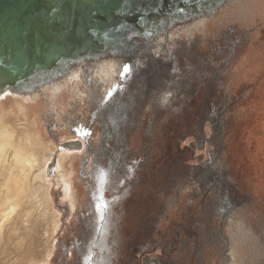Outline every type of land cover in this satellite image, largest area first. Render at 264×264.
I'll use <instances>...</instances> for the list:
<instances>
[{"label":"rangeland","instance_id":"374dc122","mask_svg":"<svg viewBox=\"0 0 264 264\" xmlns=\"http://www.w3.org/2000/svg\"><path fill=\"white\" fill-rule=\"evenodd\" d=\"M131 3L141 7L134 0ZM191 18L172 19L169 30L147 36L134 28L129 41L140 42L127 50L112 31H106L101 43L99 33L93 40H81L86 54L74 65L79 75L72 83L62 79L51 86L48 82L39 92L30 90L20 99L4 96L0 264H53L56 240L72 228L87 194L81 178L77 179L84 148L66 143L79 140L72 130L80 127L96 150L105 136L97 112L109 109L110 102L113 108L119 104L123 123L119 129L125 136L114 177L123 187L110 189L111 194L122 192L123 201L115 208L121 251L126 249L127 256L126 246L137 237L131 259L134 264L147 263L151 250L154 253L162 244V232L185 217L202 237L204 264H264V82L259 83L264 74V64L259 63L264 54V0H228L212 14ZM145 49L150 50L147 58L133 57ZM131 60L139 66L136 72L130 69ZM105 68L101 82L99 74ZM216 82L221 94L210 98L209 85ZM173 139L178 144L173 145ZM73 149L63 161L73 182L66 193L56 163L60 151ZM156 153L169 155L162 168H155ZM13 154L37 162L25 185L15 191L18 197L4 199ZM50 156L46 168L43 164ZM96 164L85 165L91 176ZM130 187L134 195L132 190L126 193ZM108 195L107 191L103 197ZM72 202L75 213L70 210ZM224 206L235 212L226 217ZM219 230L228 241L229 255L223 256L225 244L219 243L218 256L212 260L217 243L211 236Z\"/></svg>","mask_w":264,"mask_h":264},{"label":"flooded vegetation","instance_id":"af4514ba","mask_svg":"<svg viewBox=\"0 0 264 264\" xmlns=\"http://www.w3.org/2000/svg\"><path fill=\"white\" fill-rule=\"evenodd\" d=\"M104 27H106L105 30L110 29L108 26ZM108 32L111 33V31ZM102 33L103 36L100 35L101 38H99L100 43L106 39L108 34L106 31ZM116 33L121 36V31H116ZM82 34H84L82 35L84 37L81 36L79 39L87 40L85 39V34L87 35V33L82 32ZM93 38L94 36H92V40ZM261 52H264V45ZM259 60L260 64H264V54L260 55ZM103 71L99 74L100 81L102 79L101 82L105 80L104 76L107 69L105 68ZM261 82H264V74L259 78V83ZM261 89L264 91V86ZM208 90L207 94L210 98L214 97L212 96L213 94H221L220 82L210 84ZM147 94V92L144 94L145 97H147ZM249 94H247V96H249ZM196 103H198V101H196ZM118 105L115 108H103L104 111H101L100 108L97 112L98 119L101 121L100 130L105 132V136L104 139L100 140L97 144L96 150L92 149L87 133L82 131L80 127L72 130L79 140L67 142L73 144L78 143L80 147L83 146L84 148V160H80L83 167L79 170L77 179L79 180V178H81L79 181H81V184L85 187L87 194H85L81 208L73 218L74 222L71 223L73 224L72 228L67 230V233L63 235V237L56 240L57 245L54 251L53 264H134L135 262L131 258L134 257L133 255L135 254L134 243L137 242V237L133 239V242L131 239L126 246L129 251L126 256L125 253L127 250L125 249V252H123L122 249L121 251L123 242L119 232L118 221L115 220L117 217L116 215H118L115 211L116 205L118 206V204L123 201L122 192L120 194L119 192H113L112 194L110 192V189H115L116 186L120 187L119 191H121V187H123L121 183H116L117 181L114 180L116 176L115 166H117V161L120 159L119 157H122L121 153L125 146V136L119 129L123 123L120 124L118 117L120 112L118 110ZM211 123L213 124L214 121ZM104 144H107V146ZM133 155L132 153V156ZM97 157H100L98 159L101 161L99 164L95 162V158ZM103 161L106 162L105 166ZM91 163L96 164L95 167L92 168V176L89 174V171L85 169V165H92ZM107 165L110 169L111 167L114 169L110 171L104 169V167L107 168ZM132 189H134V187H130L129 191H126V193L128 194ZM107 191L110 195H108V198H104L103 196ZM131 192L132 195H134L133 190ZM58 202L59 199L57 198L56 203ZM97 204L102 205L99 211H96L94 208ZM70 210H72V208ZM75 210L72 212L75 213ZM222 212L228 217V214H233L235 210H233L231 206H224ZM74 213L72 215H74ZM181 220V222H173L175 224L171 225L168 231H164V234L162 232V244L155 249L156 251L154 253L152 249V253L150 252L148 254V264H204L206 254L202 253V250H200V244H202V241H199L202 239L200 233L192 229L185 217H181ZM75 222L77 223L75 224ZM194 232L195 234H192ZM168 233L170 236H168ZM211 237L213 239L215 238L213 241L217 244H214L215 248L211 251L212 255L209 259L213 260V258H217L218 254L216 251H219V243L221 246L225 244L222 254L223 256H228V241H226L227 239H225L222 230H219V232L215 235L213 234ZM212 238L210 239L211 241ZM153 248H155V246ZM159 250L160 254L155 255ZM147 263L141 261L138 264Z\"/></svg>","mask_w":264,"mask_h":264},{"label":"bare ground","instance_id":"6f19581e","mask_svg":"<svg viewBox=\"0 0 264 264\" xmlns=\"http://www.w3.org/2000/svg\"><path fill=\"white\" fill-rule=\"evenodd\" d=\"M21 1L22 0H13L8 2L7 6L5 7V9H3L2 14L0 16V26L4 28L6 27L5 30L7 32L17 30L19 33H23L24 30H26L25 36L30 34L34 36L36 43V50L34 52V55L36 57L35 60L39 63H42L43 65L41 68H39V70L42 71L40 73L43 74V77H41L42 79L47 81V79H52V76L60 74L62 76V79H65L66 81L69 80V82L72 83L73 79H76V76L74 75L79 72V69H75L74 65L82 59L84 54H86V50L82 45L81 40L78 39L83 35L82 32H86L88 35V32L85 29H82L81 24L89 23V18L87 17V15L89 14L88 11H90V9L93 7L92 3L90 2L91 0H37L34 4L30 0H23V4L21 3ZM155 1L156 0H148L147 6H145L143 3L146 2V0H136V4L142 6V14H140L138 11L134 12L133 15L130 13V10L134 9V3L129 4L131 0L126 2V7L129 11L128 14L130 15L129 19L131 17H133L134 19L140 18V24L139 27L136 28V31L141 36H147V34L158 33L165 30V28H163L161 24H165V21L167 23V19L163 17L161 13H157V8H154ZM217 1L220 2L218 3L220 5L222 3L227 2L228 0ZM193 2L194 4L198 5V7L202 8H205L206 6L209 7L210 5L206 2V0H194ZM34 7L35 11H33ZM77 16L79 17V22L76 20ZM75 21L78 24H76ZM73 22H75V24ZM104 26H108V23ZM104 26H102V30H98L97 33L93 35L90 34V36L88 37L92 38V36H96L98 33L103 36L102 31H112L110 29L105 30L106 27ZM78 29L80 30L79 33H77ZM120 30L121 28H117L116 31L118 32ZM74 39H76L77 42L72 46V48L68 50V52L63 53V57H60V44H66L68 42L67 40L73 41ZM26 44L27 43L24 40L20 41V44L15 43L14 48H10L9 51V53L11 55L13 53V55H9L10 57L7 58V62L13 64L15 68L20 67L22 69L24 68L27 71L28 64L26 62L27 57L25 56L28 53V49H26ZM0 45H2L1 49L3 50V44ZM125 53L127 52L125 51ZM57 59L58 61L53 63V61ZM0 60L3 61L0 64V72H2V67L4 66L3 63L5 61L3 52L0 55ZM47 63L49 68L46 67ZM50 69H52L53 74L50 73ZM82 69L84 70V67L81 68V70ZM78 75L79 74H77V76ZM34 82L35 80L31 75L22 74V76H19L18 78V76H10L8 75V73H2V75L0 76V105H2V99L6 94H10L14 98L20 99L24 95H30L29 91L31 89L32 91L37 92L32 86V83ZM49 82L51 83V86H53V81L51 80ZM29 83L31 84L29 85ZM25 142L29 143V140L26 138ZM66 145H71L67 146L70 148L75 146V144L73 143H67ZM73 151L74 149L60 151L59 153H61V155L60 157H58V161L56 163V169L57 172L61 173L60 179L64 191L66 190V193L73 189V182L70 179V174H66L67 172H64L65 167L63 161L65 158L67 159V157L72 156ZM51 160L52 157L50 156L44 162V167L48 168L47 166ZM36 162L37 161L36 159H34V157L26 159L21 158L20 156H18V154H13L9 163V173L7 176L6 185L8 187V192H4V199L18 197L16 193L18 186L25 185V181L27 180L30 172H32V170L36 167ZM15 173L21 176L20 180V177L18 178V175L16 176ZM71 204V208H74L75 210L74 203L72 202Z\"/></svg>","mask_w":264,"mask_h":264},{"label":"water","instance_id":"95a60500","mask_svg":"<svg viewBox=\"0 0 264 264\" xmlns=\"http://www.w3.org/2000/svg\"><path fill=\"white\" fill-rule=\"evenodd\" d=\"M9 1H13V0H0V16L2 14L3 9H5V7L7 6ZM23 1V0H22ZM21 1V3L23 4V2ZM25 1V0H24ZM33 4L36 3L37 0H30ZM130 0H91L90 2L92 3V8L90 9L89 14L87 15V17L89 18V23H82V29H85L86 31H90V33H88V35L85 34V39H88L90 36V34H95L97 33V31L102 30L105 24L108 23V26L110 27V30H112V32H116L117 28H121V36L118 37V42L122 43L124 48L127 50L129 49L130 46H137L138 43L140 42L139 40H133V41H129V36L131 34V32L134 30V28L139 27L140 24V18L139 19H134L133 17H131L129 19V11L126 7V2H128ZM136 1V0H135ZM194 0H156L155 1V7L157 8V13H161V15L163 17H165L167 19V23L165 21V24L162 23L161 26H163V28H165V30H169L170 29V22L173 20H176L177 22H181L182 19H187L188 16L192 17L191 19L195 20V18L198 19L200 18V16L204 15L206 12H210V14H212L214 11H216V9L222 5V4H218L220 2H218L217 0H206L207 3H209V7L206 6L205 8L202 7H198V5L194 4L193 2ZM20 3V4H21ZM145 6H147V2L143 3ZM17 5V4H16ZM136 5H134V9L130 12L132 15L134 14V11H139L140 14L141 13V8H136ZM153 8V9H154ZM189 8V9H188ZM152 9V10H153ZM180 10V11H179ZM33 11H35V7L33 9ZM0 44H3V50L2 45H0V55L3 52L4 53V63H3V69L2 72H0V76L2 75V73H8V75H14V76H22V74L25 75H31L35 82L32 83V86L34 87V89L36 91H40L41 89H43L44 87H46V85L49 81H59L62 80V76L60 74H56V76H52V79H47V81H45L44 79H42L41 77H43V74L40 73L42 71L39 70V68H41L43 65L42 63L37 62L35 59V55L34 52L36 50V43H35V38L32 34L25 36L26 30H24L23 33H19L17 30H12L10 32H7L5 29L6 27H2L0 26ZM92 34V35H93ZM91 35V36H92ZM69 39V38H68ZM77 39V38H76ZM74 39L72 40H67L68 42L65 43H61L60 45V57H63V53L64 52H68V50L70 48H72V46L77 42V40ZM25 41L26 44V49H28V53L25 57L26 58V62L28 64L27 66V71L23 68L17 67L15 68V66L13 64H11L10 62H7V58L12 56L9 53L10 48H14V44L18 43L20 44V41ZM80 40V39H79ZM13 46V47H12ZM128 47V48H127ZM22 50V49H21ZM46 50V49H45ZM147 51L150 50H144L141 51L142 55H137V56H133L136 57V60L142 59V58H147L148 54H146ZM10 55V56H9ZM149 59V58H148ZM135 60V61H136ZM57 60L53 61V63L57 62ZM3 61L0 60V64ZM131 66L130 69L133 72H136L139 68L138 64H136L134 61L131 60ZM46 65V64H44ZM35 67V68H34ZM46 67H48V63L46 65ZM49 68V67H48ZM53 69V68H52ZM52 69H50V73L53 74ZM59 75V76H58ZM47 78V77H45ZM31 83H29L30 85ZM31 89V88H28ZM32 90V89H31ZM108 105L111 107L112 106V102L108 103ZM114 106V105H113ZM112 106V107H113ZM117 106V105H116ZM66 146H71V145H66Z\"/></svg>","mask_w":264,"mask_h":264},{"label":"trees","instance_id":"16d2710c","mask_svg":"<svg viewBox=\"0 0 264 264\" xmlns=\"http://www.w3.org/2000/svg\"><path fill=\"white\" fill-rule=\"evenodd\" d=\"M178 142H179V140L177 139V140H171V143L173 144V145H176V144H178ZM164 147V146H163ZM161 151V150H160ZM160 151H157V153H159ZM163 151V150H162ZM156 153V154H157ZM182 153H184V150H183V152ZM181 154V153H180ZM171 155V154H170ZM157 157L155 158V168L156 167H159V168H162V167H164L165 165H166V159L168 158V154H166V153H160V154H157L156 155ZM176 157H178V158H180V155H177ZM159 172H161V171H158V173Z\"/></svg>","mask_w":264,"mask_h":264}]
</instances>
